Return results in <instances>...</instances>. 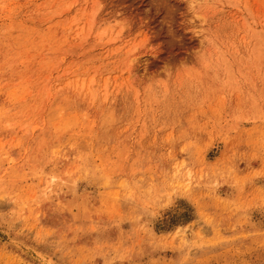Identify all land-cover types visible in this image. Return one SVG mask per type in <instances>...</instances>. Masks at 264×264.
<instances>
[{"label": "rangeland", "instance_id": "rangeland-1", "mask_svg": "<svg viewBox=\"0 0 264 264\" xmlns=\"http://www.w3.org/2000/svg\"><path fill=\"white\" fill-rule=\"evenodd\" d=\"M0 264H264V0H0Z\"/></svg>", "mask_w": 264, "mask_h": 264}]
</instances>
